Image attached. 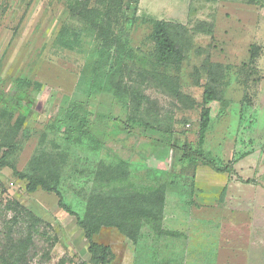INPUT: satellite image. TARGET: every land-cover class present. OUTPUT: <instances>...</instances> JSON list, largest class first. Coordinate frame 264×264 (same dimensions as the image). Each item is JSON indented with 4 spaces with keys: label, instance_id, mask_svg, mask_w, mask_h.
Here are the masks:
<instances>
[{
    "label": "rangeland",
    "instance_id": "1",
    "mask_svg": "<svg viewBox=\"0 0 264 264\" xmlns=\"http://www.w3.org/2000/svg\"><path fill=\"white\" fill-rule=\"evenodd\" d=\"M114 1L0 0V264H102L91 260L76 222L97 188L100 163L121 165L129 178L105 191L162 201L159 220L141 215L136 241L115 227L92 236L110 247L109 264H224L238 252L240 262L257 264L256 244L264 262V234H254L264 229L255 165L244 177L229 172L234 187H225L226 174L212 178L201 164L193 175L182 171L179 150L152 138L121 141L108 125L97 146L65 131L84 107L147 122L158 129L155 138L170 134L175 145L197 147L209 107L204 151L232 168L264 165V0H131L110 25L105 14ZM79 11H93L98 27ZM156 19L170 24L184 55L177 72L152 64L148 35ZM206 92L214 99L205 104ZM30 177L39 182L33 191ZM227 192L237 204L225 201ZM225 211H242L252 234L226 236L232 223Z\"/></svg>",
    "mask_w": 264,
    "mask_h": 264
},
{
    "label": "trees",
    "instance_id": "2",
    "mask_svg": "<svg viewBox=\"0 0 264 264\" xmlns=\"http://www.w3.org/2000/svg\"><path fill=\"white\" fill-rule=\"evenodd\" d=\"M134 2H137V0H134ZM130 3L131 0L114 1L105 14L107 24L114 25V23L124 18L126 10L130 8ZM79 14L83 18L88 19L93 28L98 27L97 23L92 20L93 11H79ZM169 27L170 24L165 20L156 19L151 21V30L148 35L152 45L150 58L154 68L161 71L172 70L177 72L184 61V55L170 37ZM61 42L65 47L69 46V42L64 36L61 38ZM212 99L214 98L210 92H206L204 95L205 104ZM24 118L25 114L21 113L17 119L18 123L20 124ZM73 119L75 120L74 123L65 122L66 134L73 135L76 133L89 137L97 143V146H101L105 142L107 137L105 129L109 125L112 129L111 135L122 134L121 141L126 140L133 134H140L144 137L152 138L160 146L167 145L178 149L180 152L178 161L186 164L182 171L191 170L192 175L197 164L207 166L218 173L233 171L230 164H223L220 158L213 157L202 148L208 129L209 107H204L201 113L197 147L185 143L175 145L170 134L166 137L163 134L161 138H155L154 136L158 129L147 122H132L123 114L116 116L109 114L99 115L89 108L82 107V110H78L74 114ZM28 181L29 191H33L39 184L37 180L31 177ZM127 181H129L127 172L123 171L121 165L100 163L95 177V182L98 183L97 188L95 187L88 197L84 214L82 216L76 215L77 224L83 229L84 237L89 240L88 251L93 262L109 264L113 258V253L109 246L98 244L91 240L92 236L98 233L102 227H115L121 234L132 241H136L139 236L141 215H144V219H150L149 215H154L155 221L160 218L162 201L159 197L153 198L151 194H148L145 199H141L140 196L142 195L136 194V197L129 196V198L120 199L122 196H118L117 189H106L107 191H105V188L110 185H117L116 183L120 184V182ZM113 192L114 196L111 195ZM58 204L66 208L62 204L61 198H59ZM70 213L73 214L72 212Z\"/></svg>",
    "mask_w": 264,
    "mask_h": 264
},
{
    "label": "crops",
    "instance_id": "3",
    "mask_svg": "<svg viewBox=\"0 0 264 264\" xmlns=\"http://www.w3.org/2000/svg\"><path fill=\"white\" fill-rule=\"evenodd\" d=\"M254 165H255V170H256V168H257V172H256V176L255 177H257V179L259 180H257L258 182H260L262 185H264V173H263V171H264V165H260L259 163H246L245 161H240V162H236L234 165H233V171H231L232 173H234V170L238 173V175L240 176V177H244V175L246 174V173H249V172H251L252 173V171H253V169H254ZM257 165V166H256ZM204 166V165H203ZM204 167H207V166H204ZM232 167V166H231ZM252 167V168H251ZM203 169V168H202ZM207 169V171L208 172H212V173H214V174H210L209 176L210 177H212V178H214V177H218V175H223V174H226V176H225V187H234V185L232 184V183H229L228 184V176L227 175H229L228 173L229 172H222V173H218V172H215V171H213L212 169L211 170H209V167H207L206 168ZM254 170V171H255ZM197 172H198V170H197ZM204 172H206V170H204ZM261 180V181H260ZM245 181L246 182H250V180L249 179H245ZM212 184V183H211ZM235 184H237V183H235ZM238 185V184H237ZM223 186H224V184H223ZM222 193H223V190L221 191ZM229 195V196H228ZM226 198H225V201L226 202H231V203H233V204H237L238 203V199H237V196H235V195H232V193H230V192H227L226 193ZM228 198V199H227ZM224 200V199H223ZM226 212V216H227V219L229 220V221H231V227H230V231L228 232V230H229V228H228V230H226V232H225V230H224V233H225V235L227 236V235H229V233H231L230 234V236H232V239H235L234 238V236H235V234H237V235H242V236H244V235H250V234H252V229L251 228H249V227H247V223L248 222H246V221H243L242 220V211H238V212H228V211H225ZM230 215V216H229ZM232 216H234L235 217V219L232 217ZM241 219V220H240ZM263 230V231H262ZM257 229L256 231H254L255 233L254 234H264V229ZM228 232V233H227ZM227 233V234H226ZM226 239V238H225ZM227 240V239H226ZM227 242H229L228 240H227ZM218 243H219V239H218ZM257 245V248H256V256L255 257H257V260H258V262L259 263H257V264H264V262L262 261V257H263V255L261 254V251H263L262 250V248L260 247V245H258V244H256ZM240 247H237L236 249L234 248V250H239V251H242V249H239ZM227 250H229L228 248H227ZM243 252V251H242ZM244 253V252H243ZM228 257H230V256H227V258L225 259L226 261H225V263L224 264H249V261H247V262H245L244 260L243 261H239V260H237V259H243V257H244V255L243 254H239V252L238 253H233L232 254V257L231 258H229L228 259ZM261 260V261H260ZM215 264H218V261H216V263ZM254 264V263H253Z\"/></svg>",
    "mask_w": 264,
    "mask_h": 264
}]
</instances>
